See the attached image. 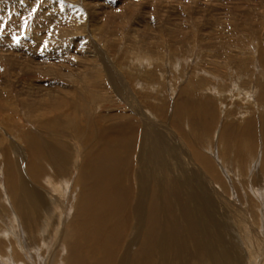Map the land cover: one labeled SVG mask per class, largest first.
I'll return each mask as SVG.
<instances>
[{
	"label": "rangeland",
	"instance_id": "obj_1",
	"mask_svg": "<svg viewBox=\"0 0 264 264\" xmlns=\"http://www.w3.org/2000/svg\"><path fill=\"white\" fill-rule=\"evenodd\" d=\"M263 65L264 0H0V228L9 227L14 214L4 160L9 156L13 169L31 179L25 134H65L70 151L72 137L89 134L91 124L133 120L137 134L173 135L202 134L209 121L208 136L193 144L220 176L208 185L216 219L232 222L234 234L225 238L243 264L256 251L255 264H264ZM190 110L201 118L188 116ZM246 122L253 124L245 134L253 152L241 165L233 158L226 163L219 156L221 131ZM173 140L185 165L182 153L189 161L191 152L181 137ZM68 181L71 188L73 175ZM37 187L50 201L63 202L61 227L48 228L50 245L66 223L67 200L52 184Z\"/></svg>",
	"mask_w": 264,
	"mask_h": 264
},
{
	"label": "bare ground",
	"instance_id": "obj_2",
	"mask_svg": "<svg viewBox=\"0 0 264 264\" xmlns=\"http://www.w3.org/2000/svg\"><path fill=\"white\" fill-rule=\"evenodd\" d=\"M189 115L200 117L192 110ZM174 116L173 122H181V115ZM205 123L202 134H173L181 137L191 152L189 161L182 153V159L187 160L185 165L177 158L172 134H159L154 129L151 134L147 130L137 134L133 120L107 127L91 124L89 134L80 131L71 136L70 151L66 150L69 144L61 139L65 134H25L26 170L31 179L27 181L17 165L13 169L9 156L2 169L15 215L9 227L0 228V264L233 263L232 256L239 249L225 238V234H234L232 222L228 217L225 222L216 219V206L208 187L209 183H220V176L209 156L193 144V140L208 136L210 122ZM252 125L246 122L241 129L233 128L234 132L230 125L222 129L219 156L226 163L233 158L234 164L241 165L243 157L253 152L250 136L245 138ZM261 162L264 171V153ZM69 163L72 171L67 169ZM72 175V186L68 188ZM182 175L187 176L181 178ZM50 184L67 200L66 223L61 234L56 232L54 236L56 243L60 240V250L55 254V242H48V228L52 224L57 230L61 227L59 210L63 209V202L50 201L37 187L49 188ZM54 212L58 219H52ZM222 216L219 214L218 218ZM46 244L49 248L39 254ZM249 255L253 257L250 264H255L257 251ZM235 256V261L243 264Z\"/></svg>",
	"mask_w": 264,
	"mask_h": 264
}]
</instances>
